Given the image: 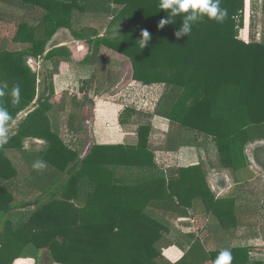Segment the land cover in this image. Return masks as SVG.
I'll list each match as a JSON object with an SVG mask.
<instances>
[{
    "label": "trees",
    "instance_id": "16d2710c",
    "mask_svg": "<svg viewBox=\"0 0 264 264\" xmlns=\"http://www.w3.org/2000/svg\"><path fill=\"white\" fill-rule=\"evenodd\" d=\"M21 1L31 9L11 13L0 8V22L14 24L0 28V87L23 88L22 103L11 119L35 99L38 83L49 90L48 97L39 94L38 101L54 96L55 76L61 63L72 56L65 46L48 49V44L59 29H69L73 38L90 46L83 63L94 71L84 86H104L103 78L113 75L106 69L102 47L128 58L133 81L163 85L153 115L175 127L174 136L162 144L164 150L189 146L195 136H210L219 154L214 166L236 168L249 136L257 133L264 139V43L245 44L238 38L244 0H220L227 11L222 22L205 17L180 38L175 33L182 15L158 29L159 21L168 15L160 9V0H82L81 6L76 0ZM87 11L107 18L108 27L118 26L117 36L111 40L90 29L74 32L72 16ZM143 30L151 38L141 49L138 40ZM38 58L52 65L41 81L27 64ZM25 86H31L29 95ZM40 109L29 116L38 115ZM66 130L74 135L83 132L76 115L68 116ZM136 133L135 145H92L81 156L50 123L48 134L39 135L46 147L38 156L62 180L35 201V210L26 220L5 224L0 264H11L24 254L13 245L25 246L26 228L29 234L32 231L28 238L32 253L44 250L54 264H214L224 249L206 251L199 239L179 261L166 260L162 255L166 228L151 215L174 221L186 215L194 202L209 208L212 194L202 163L178 168L170 176L155 162L151 126H139ZM1 192L5 194L0 188V213H7L11 199ZM213 206L217 213L223 212V204L216 201ZM225 249L232 253L231 264H259L249 261L248 247Z\"/></svg>",
    "mask_w": 264,
    "mask_h": 264
},
{
    "label": "crops",
    "instance_id": "0c3cea01",
    "mask_svg": "<svg viewBox=\"0 0 264 264\" xmlns=\"http://www.w3.org/2000/svg\"><path fill=\"white\" fill-rule=\"evenodd\" d=\"M76 1L78 6L84 2ZM0 8L8 9L11 13L26 12L31 9V5L21 0H1ZM107 22L108 19L102 18L100 14L87 11L85 14H74L70 26L74 32L90 29L101 37L104 36L102 33L105 28H108ZM13 25L0 22V28ZM112 33L115 32L112 31L110 35ZM238 38L245 44L264 43V0H244L243 26L238 32ZM61 46L71 51L72 59L60 65V71L54 79V96L38 101V95L41 94L42 98L44 95L48 97L49 90L45 89V86H36L35 99L11 119L8 124V142L0 145V188L5 192H1V195L6 197L5 199H11L10 210L0 213V236L7 222L14 226L17 222L26 220L35 210V201L51 185L62 180L47 163L44 170L33 169V163L41 160L38 154L46 147V142L39 139V135L48 134L50 123L58 132L61 133L63 129L66 132V120L70 114L76 115L77 121L82 125L83 112H80V109L86 103V96H89L90 92L94 93V96L90 97L91 101H87L91 108L90 120L87 121L92 145H135L139 126H151L153 133L162 136L163 140L173 137L174 134V128H171V131L165 129L170 123L167 119L154 115L144 116L124 109L126 91L117 90L119 86H79L80 81L88 80L94 71L93 66L83 63L89 52L88 44L83 39L73 38L69 29H59L49 42L48 49ZM102 50L100 49V52ZM105 59L108 60L107 57ZM109 63L108 60L107 70H110ZM27 64L39 79V73L45 74L52 66L42 58L29 59ZM1 87L5 89L6 94L0 97V105L7 108L11 115L22 101L12 103L11 90L14 86ZM135 87L138 92H143L144 87L155 86ZM19 88L20 91L23 90L21 86ZM24 89L29 95L31 86H25ZM99 92H105V97H100ZM48 103L52 108H48ZM39 106L41 109L38 115L29 116ZM153 133L152 139L157 136ZM158 143L155 157L162 155V169L164 167L166 173L171 176L178 168L197 166L201 162L207 188L212 194L209 208L199 207L194 202L193 208L187 209L186 215L174 221L151 214L166 228L163 236L167 243L162 248L163 257L175 263L188 252L192 243L199 239L206 251L248 247L249 261L264 264V139H259L257 133L249 136L243 154L237 156L236 168H230L229 165L214 166L219 154L216 143L210 136H196V140L189 146L166 148V151L162 147L163 142ZM157 161L159 160L156 158L158 165ZM213 200L223 204L222 213L215 211ZM31 233L29 234L26 228L25 246L16 244L13 247L21 252L32 250V244L28 245ZM44 260L47 261L46 264H54L44 250H39L35 258L29 253H24L11 264H35V261L44 263Z\"/></svg>",
    "mask_w": 264,
    "mask_h": 264
},
{
    "label": "rangeland",
    "instance_id": "374dc122",
    "mask_svg": "<svg viewBox=\"0 0 264 264\" xmlns=\"http://www.w3.org/2000/svg\"><path fill=\"white\" fill-rule=\"evenodd\" d=\"M2 1L4 2V0H2ZM112 31H114L115 33H112V35H110V33ZM102 34L109 37L111 40H113L118 34V26H111V27L109 26L108 28H105L104 33H102ZM88 48H90L89 45H88ZM104 48L105 47L101 48V49H103L101 51V55L104 57H107V59L109 60L110 70H108V72H112L113 75L111 77H104V78L102 77L103 82H105L103 85L104 86H111L113 84L114 86H119L117 88V90L124 89L126 91V97H124V99L126 98V101H124V105H125L123 107L124 109L127 108V110H129L133 113H138V114H141L144 116L153 115L155 109L157 108L159 100L161 99L162 94L165 90L163 85H152L155 87H148V88L144 87L142 89L143 92H140V91L138 92L137 90L134 89V88H136L135 86H143V85L136 84L135 82H133V80H132V67H131V64H130L128 58L121 55V54L114 53L108 48L107 49H104ZM32 65L35 66L34 63H32ZM39 75H41L40 79L38 76L37 77L41 81L44 77V74L42 75V73H39ZM109 78L111 81L109 80ZM109 81H110V83H112L111 85L107 84ZM84 83H85V80L80 81L79 86H84ZM38 86H41V83L40 84L38 83ZM99 93L98 94L100 95V97H105V95H106L105 92H99ZM92 96H94V93L90 92V95L86 96L87 101H91L92 98H90V97H92ZM121 98H123V97H121ZM67 100L69 102V98H67ZM87 101H85L86 103L80 109V112H83L82 127H83L84 132L80 133L77 137H73L71 135H68V133H66L67 131L66 132L64 131L65 129H63V131H61V133L59 132L61 135V138L67 144H70L74 149L78 150V152L81 154V156H84L86 151L90 148V146L93 143V140L91 139V137L89 135L90 134L89 133V121H87V120H90L91 108H90L89 102H87ZM169 124H168V126H166L165 129L170 130V131H171V128L175 129L173 124H170V125ZM152 133H153V131H152ZM152 133H151V135H152ZM154 135H157V134H154ZM172 136H174V134H172ZM154 137L155 138L152 139L153 137L151 136V140H152L153 146L156 150V147L159 144L158 142H164L166 139L163 140L162 136H160V135H157ZM74 138H76V140H74ZM195 138H196V136H195ZM261 146H263V145H261ZM156 158H157V160H159V161H157L159 167L162 168V166H163L162 155H157V157H155V162H156ZM163 169H164V167H163ZM24 253H32V250L25 251ZM45 254H47V253L45 252ZM22 255H23V253H22ZM36 255L37 254H35V255L33 253L31 254V256H36ZM46 263H47L46 260H44V263L41 261H35V264H46Z\"/></svg>",
    "mask_w": 264,
    "mask_h": 264
},
{
    "label": "clouds",
    "instance_id": "9594fccd",
    "mask_svg": "<svg viewBox=\"0 0 264 264\" xmlns=\"http://www.w3.org/2000/svg\"><path fill=\"white\" fill-rule=\"evenodd\" d=\"M160 9L165 10L168 15L162 18L157 27L163 29L165 25L173 23L172 18L183 16L181 26L176 31L175 36L180 38L184 35H189L192 27L197 22L205 17L222 22L227 16L226 9L220 7V0H160ZM150 34L147 30L141 32L139 47L143 49L150 40ZM5 91L0 88V97L5 95ZM20 88L16 85L11 90L12 103H19ZM11 120V115L7 108L0 105V145L8 142L9 129L8 122ZM34 170H44L47 167L46 162L37 160L32 165ZM233 257L229 249H224L217 255L214 264H231Z\"/></svg>",
    "mask_w": 264,
    "mask_h": 264
}]
</instances>
